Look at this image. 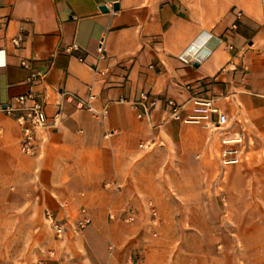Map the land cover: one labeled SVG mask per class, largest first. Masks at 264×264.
I'll return each mask as SVG.
<instances>
[{
  "label": "crops",
  "instance_id": "crops-1",
  "mask_svg": "<svg viewBox=\"0 0 264 264\" xmlns=\"http://www.w3.org/2000/svg\"><path fill=\"white\" fill-rule=\"evenodd\" d=\"M27 92L47 126L27 155L0 112V243H29V264H213L193 248L208 243L198 168L245 128L264 135V0H0V104ZM68 93H92L93 110ZM195 97L227 124L189 120ZM81 208L90 222L75 230ZM45 211L66 222L61 237Z\"/></svg>",
  "mask_w": 264,
  "mask_h": 264
},
{
  "label": "rangeland",
  "instance_id": "rangeland-1",
  "mask_svg": "<svg viewBox=\"0 0 264 264\" xmlns=\"http://www.w3.org/2000/svg\"><path fill=\"white\" fill-rule=\"evenodd\" d=\"M243 131L244 135L236 136L241 140L233 142L240 145H232L236 153L223 156L221 149L206 167L198 168L199 179H211L207 186L198 185L206 196L199 203L207 210L195 221L203 230L208 225V243H193V248L199 254L211 253L213 264H264V135L259 137L246 128ZM235 155L236 162L223 161ZM0 254L6 255L9 264L14 257L17 264H29L30 244L0 243Z\"/></svg>",
  "mask_w": 264,
  "mask_h": 264
},
{
  "label": "built area",
  "instance_id": "built-area-1",
  "mask_svg": "<svg viewBox=\"0 0 264 264\" xmlns=\"http://www.w3.org/2000/svg\"><path fill=\"white\" fill-rule=\"evenodd\" d=\"M237 16L240 15V12L236 13ZM19 37L13 38V42L17 44ZM76 45L73 44L71 49H75ZM99 56H104V47L102 45V41H100L98 46ZM24 64V62H23ZM106 70V69H105ZM105 70H99V73H105ZM36 78V73L31 74L30 79L34 80ZM68 97H73L77 100V104L80 107H85L88 110H93L92 106V99L94 95L89 93L86 99H82L68 93ZM17 104L15 106L11 105H2L0 104V112H5L8 114H13L15 116V120L21 131V138L19 143V149L22 153L27 155H34L38 150V134L39 132L43 131L47 126V119L44 111L43 102L38 99L35 95L30 92L23 93L18 95L15 98ZM141 100H142V108L143 112H147L149 107L154 104V101L149 100L147 93H141ZM194 104V114L189 117V120L199 122L201 119L209 120V115L211 113L216 114L215 121H211L213 125L217 127H222L227 124V116L225 113L221 112L216 106L213 105V99L211 98H200L195 97L193 99ZM168 104L171 107V114L173 117H178V107L172 101L169 100ZM138 116H141V112L138 113ZM241 137H234V138H227L224 139V143L229 142H239ZM236 153V149L233 147L225 148L223 150V156L225 154H233ZM238 157L229 156L223 159L224 162H236ZM80 212L83 216L78 219L75 223V230H80L84 228L89 222L90 217L86 214V210L84 208L80 209ZM124 213L123 219L127 222H131L135 219V212L132 209H124L122 210ZM121 212V213H122ZM113 213H109V217H113ZM122 216V214H121ZM45 219L47 224L51 227L54 231L55 235L61 237L66 229V222H61L55 220L53 213L50 211H45ZM136 257L130 256L128 264H135Z\"/></svg>",
  "mask_w": 264,
  "mask_h": 264
},
{
  "label": "water",
  "instance_id": "water-1",
  "mask_svg": "<svg viewBox=\"0 0 264 264\" xmlns=\"http://www.w3.org/2000/svg\"><path fill=\"white\" fill-rule=\"evenodd\" d=\"M117 7H118V4L117 3H113V9H117ZM99 8L102 11H106L107 10V8L105 6H103V5H101Z\"/></svg>",
  "mask_w": 264,
  "mask_h": 264
}]
</instances>
